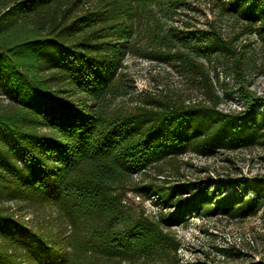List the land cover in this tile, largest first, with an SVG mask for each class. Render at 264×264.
Returning <instances> with one entry per match:
<instances>
[{"label": "trees", "instance_id": "obj_1", "mask_svg": "<svg viewBox=\"0 0 264 264\" xmlns=\"http://www.w3.org/2000/svg\"><path fill=\"white\" fill-rule=\"evenodd\" d=\"M187 4L0 0V264H167L191 217L264 218V177L162 178L189 153L264 148V96L243 85V108L222 110L205 63L232 57L240 76L242 53L219 30L159 16ZM217 6L264 36V0ZM131 54L170 64L206 99L119 102ZM130 194H153L160 211Z\"/></svg>", "mask_w": 264, "mask_h": 264}, {"label": "rangeland", "instance_id": "obj_2", "mask_svg": "<svg viewBox=\"0 0 264 264\" xmlns=\"http://www.w3.org/2000/svg\"><path fill=\"white\" fill-rule=\"evenodd\" d=\"M187 6L164 14L162 20L169 27L216 29L233 42L242 53L240 76L236 73V59L223 56L206 61L207 68L222 101L220 108L233 112L243 108L240 87L264 96V36L247 33L246 22L231 14H224L217 6L220 0H185ZM164 16V17H163ZM258 27V26H256ZM146 36L141 40L146 43ZM126 82L130 94L118 101L129 106L144 103L150 97L183 98L188 103L206 99L202 90L191 84L186 75L170 64L149 61L128 55ZM164 175L183 179H207L219 174L240 180L264 177V148L260 146L234 152H220L212 158L189 153L163 165ZM130 198L148 214L160 211L156 196L130 194ZM28 216L27 218H30ZM182 246L172 262L167 264H245L264 261V218L262 214L245 219L220 215L191 217L185 224L174 227Z\"/></svg>", "mask_w": 264, "mask_h": 264}]
</instances>
